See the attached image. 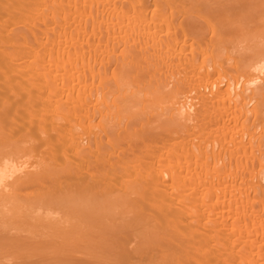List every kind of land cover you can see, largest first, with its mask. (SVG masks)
<instances>
[{
	"label": "bare ground",
	"instance_id": "bare-ground-1",
	"mask_svg": "<svg viewBox=\"0 0 264 264\" xmlns=\"http://www.w3.org/2000/svg\"><path fill=\"white\" fill-rule=\"evenodd\" d=\"M97 237L264 264V0H0V252Z\"/></svg>",
	"mask_w": 264,
	"mask_h": 264
},
{
	"label": "rangeland",
	"instance_id": "rangeland-1",
	"mask_svg": "<svg viewBox=\"0 0 264 264\" xmlns=\"http://www.w3.org/2000/svg\"><path fill=\"white\" fill-rule=\"evenodd\" d=\"M115 239L112 238L103 244L97 237L93 249L82 250L74 246L68 247L70 250H61L58 242L61 243L62 240L53 238L47 242L52 246L47 250L32 249L22 254H15V250H12L14 253L1 251L0 264H120Z\"/></svg>",
	"mask_w": 264,
	"mask_h": 264
}]
</instances>
